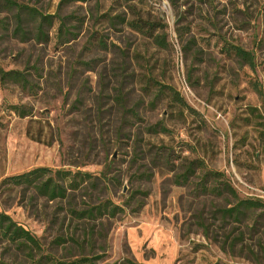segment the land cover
Instances as JSON below:
<instances>
[{
    "label": "rangeland",
    "instance_id": "374dc122",
    "mask_svg": "<svg viewBox=\"0 0 264 264\" xmlns=\"http://www.w3.org/2000/svg\"><path fill=\"white\" fill-rule=\"evenodd\" d=\"M7 1L27 7L26 34ZM39 14L53 15L43 39ZM0 64L33 84L0 82V211L39 239L37 257L264 264V208L224 217L237 200L211 191L228 182L241 200H264V0H0ZM39 167L69 171L75 189L50 200L2 183ZM101 203L116 215H80ZM0 259L31 263L3 235Z\"/></svg>",
    "mask_w": 264,
    "mask_h": 264
},
{
    "label": "trees",
    "instance_id": "16d2710c",
    "mask_svg": "<svg viewBox=\"0 0 264 264\" xmlns=\"http://www.w3.org/2000/svg\"><path fill=\"white\" fill-rule=\"evenodd\" d=\"M200 2H205L207 0H199ZM13 7H16L18 10L17 13V27H16V33L18 34H26V28L24 26V20L22 16V11L27 9L26 6L19 4L17 2L13 1H7ZM41 17L40 23L37 28V37L43 39L46 36V32L44 30V26L46 24L50 25L52 24V20L50 18L53 17V15H43L39 14ZM132 25L136 27L137 29L144 30L147 26V29L155 30L156 24L155 23H148L142 20H138L132 22ZM64 26V22H61V27ZM166 36L163 32L156 34V39H164ZM226 51L228 53H233L238 58H240L243 61L248 62L250 65L254 64V56L251 54V52L245 50L241 46L229 44L227 46ZM15 82L20 84L24 88H33V84L31 80L29 79L28 75L25 71L21 70H6L4 69L0 64V82L2 84H6L8 82ZM162 89H168L170 92L174 95L176 99H179L182 101V98L180 96V93L171 86H166L164 84H161ZM257 91L259 94L264 96V85L258 84L257 85ZM12 110L16 111L20 116L24 117L29 115V112L24 106L14 104L11 105ZM256 111V110H254ZM165 130L166 128H159L158 126H155L154 131L158 132L159 130ZM192 166H189L188 169L185 171V173L182 174L181 178L187 180L189 178V173L192 171ZM187 171H190L189 173ZM71 174L67 170H54L52 168L48 167H39L32 169L28 172H25L23 174H19L16 176H11L7 179H5L2 183H10L15 186L17 185H23L28 188H34L35 191L44 197H47L50 200L55 199H65L69 196V190L75 189V185L73 183H76L75 176L72 178L69 177ZM207 175H220V173L217 172H208ZM68 179L69 183H65L64 181ZM202 186L207 187L205 182L201 183ZM218 189H222L224 191H228L232 193V195L237 200V203L225 208H220L221 214L226 216H231L239 219L241 215L245 214L248 210H257L264 208V200L262 199H247V200H241L236 193L235 189L231 184L228 182H222L219 186H213L211 188V191L216 192ZM78 210L74 209L73 213L76 214ZM109 212L111 216L116 215L117 206H110L108 203H101L98 206H92L88 209L82 210L80 215L82 217L87 218H94L97 216V214H103L104 212ZM0 235H3L5 238L9 239L12 243L16 244V246L19 249H23L27 252V254L31 257V263L29 264H99V261L104 257V254H82L80 257H76L74 259H58L56 257L51 256L50 254H41L38 257L36 256L35 250L37 248H40V241L39 239L31 233L28 229L23 227L21 224H19L16 220H14L9 214L0 211ZM91 235L88 233L86 238L90 239ZM76 241L78 245L81 247L84 246L83 243H80L78 240L73 239ZM59 244L64 243L67 241L66 237H58L56 239ZM128 264H146V263H139L135 260H126ZM0 264H11L5 260L0 259Z\"/></svg>",
    "mask_w": 264,
    "mask_h": 264
},
{
    "label": "built area",
    "instance_id": "2783aa9c",
    "mask_svg": "<svg viewBox=\"0 0 264 264\" xmlns=\"http://www.w3.org/2000/svg\"><path fill=\"white\" fill-rule=\"evenodd\" d=\"M262 197H264V195H262Z\"/></svg>",
    "mask_w": 264,
    "mask_h": 264
}]
</instances>
